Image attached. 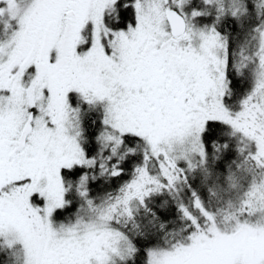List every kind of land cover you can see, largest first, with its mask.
I'll return each instance as SVG.
<instances>
[{
	"label": "snow or ice",
	"instance_id": "6c2138e0",
	"mask_svg": "<svg viewBox=\"0 0 264 264\" xmlns=\"http://www.w3.org/2000/svg\"><path fill=\"white\" fill-rule=\"evenodd\" d=\"M0 264H264V0H0Z\"/></svg>",
	"mask_w": 264,
	"mask_h": 264
}]
</instances>
